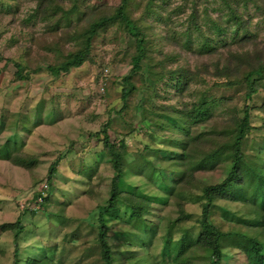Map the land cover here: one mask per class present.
Segmentation results:
<instances>
[{
    "label": "rangeland",
    "instance_id": "obj_1",
    "mask_svg": "<svg viewBox=\"0 0 264 264\" xmlns=\"http://www.w3.org/2000/svg\"><path fill=\"white\" fill-rule=\"evenodd\" d=\"M120 2L92 0L84 7L92 10L100 6L117 7ZM148 2L134 0L131 14L147 35L155 81L151 87L144 85V72L148 73L144 69L131 78L136 91L123 98L124 90H129L123 79L131 71L134 46L121 29L109 26L92 39V62L51 78L46 67L58 64L69 52L78 50V41L73 39L74 31L81 27L77 18L70 16L69 26L60 13L53 19L42 20L40 15H34L37 0H0V224L15 222L29 203L35 207V192L45 185L49 169L57 161L50 181L51 203L45 211L38 209L35 217L30 213L21 217L30 227L19 241L17 264H24L27 257L38 254V247L59 264H104L97 242V207L107 204L114 175L102 143L95 137L104 129L112 141L123 140L126 146V170L120 190L149 200L151 207L143 218L157 227L154 234L146 232L143 242L150 239L148 246L129 247L128 239L134 241L136 236L125 237L124 233L138 235L141 230L133 222L131 211L119 203L114 212L105 215L115 264H128L130 255L139 258L148 255L147 264H162L161 250L167 236L172 242L185 238L188 249L178 263L167 256L163 264H210V251L193 246L200 232L201 188L222 181L230 165L217 164L211 170L195 173V185L188 189L189 193L173 198L170 191L175 189L178 176L171 177L167 172L170 166L183 163L168 152L185 147L182 139L189 128L196 137L210 131L212 124L221 126L232 115H241L247 102L245 83L221 87L216 78L192 75L202 63H214L218 55H208L199 48L201 38L190 22V14L196 9L200 15L197 23L208 30L205 14L217 18L226 13L220 0H154L149 9ZM233 4L248 22L247 32L240 37H251L258 43L259 50L254 51L251 45L245 50L252 52L257 67H263L264 15L251 1L243 5L242 0H234ZM61 5L63 10L69 8L65 2ZM56 23L60 29L50 30V25ZM205 37L219 52L224 53L226 46L239 49L240 37L236 41L228 33L218 38L207 34ZM165 54L175 58L166 60ZM16 64L28 74L27 80L15 78ZM176 68L189 69V76L168 73ZM104 69L108 74L105 93L100 97L97 80ZM244 76L242 72L237 81ZM252 80L257 81L259 93L248 103L252 129L242 148L248 160L263 163L264 69ZM221 98L227 100L224 105L219 104ZM212 101L215 105L209 107L208 115L196 123L197 119L183 113L185 105L192 108L194 104ZM18 111L31 119L28 129L17 134ZM15 135L17 139L13 140ZM8 143L37 156L38 166L28 172L11 165L7 161ZM167 183L170 189L164 191ZM182 212L187 219L176 222ZM208 219L222 234L220 264H246L248 248L239 234H251L247 210L238 202L217 200ZM12 240L9 232L0 230V264H13Z\"/></svg>",
    "mask_w": 264,
    "mask_h": 264
},
{
    "label": "trees",
    "instance_id": "obj_2",
    "mask_svg": "<svg viewBox=\"0 0 264 264\" xmlns=\"http://www.w3.org/2000/svg\"><path fill=\"white\" fill-rule=\"evenodd\" d=\"M90 1L92 0H37V7L34 15H40L42 20L53 19L60 13L68 26L72 21L70 16L76 17L78 24L81 25L79 28L80 30H75L73 36V39L78 41V50L69 52L58 64L47 66L46 70L49 76L51 78H56L61 74L68 73L71 69H77L85 63L92 62L90 55L92 39L97 37L100 32L107 27L117 26L129 38L131 44L134 46V52L130 60L131 71L123 79V82L129 86V90H124L123 98H125L128 93L134 90L136 91L135 84L131 82V78L133 75L141 73L144 69L148 71V73L144 72L146 75L144 85H146V87H151L155 81V71L152 70L153 66L150 64L152 60L150 55L151 50L149 48L147 35L143 31L142 26H140L139 20L135 19L131 14V6L134 0H121L117 7L100 6L94 10L84 7ZM233 1L234 0H220L223 9L226 11L221 17L212 18L205 14L204 19H206V22L209 24L208 30H203L197 23L200 19V15L198 11L193 8L189 18L193 28L199 34V38H201L199 48L203 49L208 55L217 54L218 56L212 64L202 63L196 68L195 73L192 75L199 76L201 74L216 78L221 81L220 84L218 83L221 87H229L235 85L236 82L238 83L239 81V83L243 82L245 83L246 89L244 98L247 102L243 107L241 115H232L230 120L222 123L221 126L212 124L210 131L207 130L203 135L194 137L189 128L182 139V142L185 143V147L183 149L176 148L168 152L169 155L181 161L183 165L170 166L167 173L172 175L171 177L178 176V179L174 182L175 189H171L170 192L171 197L179 199L189 191L188 189L191 186L195 185V173L211 170L217 164L229 163L230 169L222 181L213 185H204L201 188L203 202L201 203V216L198 220L200 232L193 246L210 251V264H220L223 256L220 247V238L222 234L209 222L208 216L210 208L213 202L217 200L238 202L247 210V227L251 231V234H239L240 237L245 240L248 248L245 254L246 264H264V162L257 163L248 160L242 148L243 141L252 129L250 124V107L248 103L259 93L257 81L252 80V77L261 74L264 66L257 67L253 61L252 52L245 50L247 45H251L254 51L259 50L258 43L254 38L240 37L242 33L247 32L246 25L248 22H246L242 14H240L238 7L234 6ZM242 1L243 5H247V3L251 1L255 9L264 15V0ZM63 2L69 5L67 10H63V6L61 5ZM153 2L154 0H149L147 3L148 9ZM191 2L193 3V1ZM59 21L60 19H58V22ZM59 29L60 26L57 23L50 25V30L56 31ZM226 33L229 34L232 41H236L240 37L237 43L238 50H232L231 46H226L224 53L219 52L205 37L207 34L212 38H218ZM164 58L166 60H173L175 56L165 54ZM159 65H161V63H159ZM15 68V78L17 80L23 81L28 79V74L24 73L22 66L16 64ZM242 72L245 73L244 78L237 81ZM102 73L103 70L99 73L98 77H100ZM168 73L173 76L179 75L183 77L185 75L187 76L190 70L176 68L168 71ZM99 96L102 97V95ZM226 101L225 98H221L219 104L224 102L222 103V105H224ZM214 105L213 101L194 104L192 108H188L185 105L183 113L191 119H197L195 121L196 123L201 117L203 118L208 115L209 107ZM16 115H18V122H20L16 129L18 134L23 131L22 129H28V121H30V118L24 116L25 113H17ZM208 118L210 119V117ZM2 125H4V123ZM4 126L2 127L4 128ZM261 134L264 135V130L261 131ZM95 137L101 141L103 151L114 173L111 179L108 202L106 205H99L97 207V242L100 247L103 263L115 264L112 250L108 243V227L104 222L105 215L114 212L119 203H123L131 211L133 222L138 225L141 230L138 235L137 232L134 234L128 232L124 233L125 237L136 236L134 241L129 240L131 238L128 239L126 244L129 247L133 244L141 245V247L148 246L150 244V239H147L148 242H143L145 241L143 239L146 237V232L150 231L154 234L157 227L149 225L146 218H143L144 212L151 207V202L145 198L123 193L120 190L119 185L126 170V165L124 163L126 146L123 140L115 143L112 141L106 129L96 134ZM16 139L17 135L14 136L13 140ZM6 145L9 151L7 161L11 165L28 172L33 171L38 166L39 160L37 156L23 152L18 145H11L9 143ZM56 164L57 161L53 162L51 165L49 176L45 181L48 189L44 190V193H42L43 191H41V188L35 192L33 197L35 207L32 206V203H29L26 208L22 210L15 222L0 224V230L9 232L13 239V256L15 257L13 264L18 263L16 258L18 251H20L19 241L30 227L21 221V217L26 213H30L35 217L39 212L38 209L41 208L45 211L46 206L51 203L53 192L51 191L52 182L50 181ZM168 186L167 183L163 187V190L168 191L170 189ZM39 198L41 199L40 202L38 201ZM180 208L182 209V206H180ZM186 219V214L182 212L176 222ZM187 249L185 238L172 242L169 236L165 237L161 250L162 264L165 261L164 257L167 256L171 257L173 262L178 263L182 254H184ZM36 252L38 254L27 257L24 264H59L51 260L46 254H42L41 252H44L43 248L38 247ZM129 252L132 253L131 250ZM148 258V255L141 258L132 257L130 255L127 261L129 262L128 264H147L149 262ZM182 264L188 263L185 262Z\"/></svg>",
    "mask_w": 264,
    "mask_h": 264
},
{
    "label": "built area",
    "instance_id": "obj_3",
    "mask_svg": "<svg viewBox=\"0 0 264 264\" xmlns=\"http://www.w3.org/2000/svg\"><path fill=\"white\" fill-rule=\"evenodd\" d=\"M107 74H108V70L104 69L102 75L97 80V92L99 95H102V96L105 93ZM41 189H42L41 191H43L42 193H44V190H47L48 186L45 184ZM38 201L40 202L41 199L39 198Z\"/></svg>",
    "mask_w": 264,
    "mask_h": 264
},
{
    "label": "crops",
    "instance_id": "obj_4",
    "mask_svg": "<svg viewBox=\"0 0 264 264\" xmlns=\"http://www.w3.org/2000/svg\"><path fill=\"white\" fill-rule=\"evenodd\" d=\"M17 113H21V112L18 111ZM29 118H30V117H29ZM30 119H31V118H30ZM48 124H49V123H48ZM33 227H34V226H33Z\"/></svg>",
    "mask_w": 264,
    "mask_h": 264
}]
</instances>
